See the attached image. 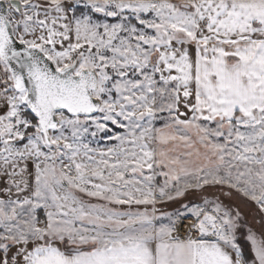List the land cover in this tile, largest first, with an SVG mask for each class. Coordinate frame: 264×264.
Instances as JSON below:
<instances>
[{
  "label": "rangeland",
  "instance_id": "obj_1",
  "mask_svg": "<svg viewBox=\"0 0 264 264\" xmlns=\"http://www.w3.org/2000/svg\"><path fill=\"white\" fill-rule=\"evenodd\" d=\"M20 2L21 14L9 12L15 36L40 43L58 69L77 62L76 72L94 70L101 105L89 117L57 112L48 142L34 132L16 147L34 182L27 200L0 201V264L15 244L50 242L48 232L82 228L89 236L102 232L101 221L174 210L165 214L174 236L212 238L216 224L234 250L247 253L244 264H264V105L241 120L206 117L209 98H182L176 79H162L158 68L161 51L176 50L178 29L192 38L202 23L195 2L72 0L75 45L66 51L43 42L36 0ZM2 71L3 99L14 91ZM25 110L23 103L25 122L12 140L33 126Z\"/></svg>",
  "mask_w": 264,
  "mask_h": 264
},
{
  "label": "crops",
  "instance_id": "obj_2",
  "mask_svg": "<svg viewBox=\"0 0 264 264\" xmlns=\"http://www.w3.org/2000/svg\"><path fill=\"white\" fill-rule=\"evenodd\" d=\"M191 1L194 16L202 23L194 24L192 38L184 35V28L178 29L182 36H177L176 50L161 51V77L176 79L182 98L208 97L209 109L201 111L206 117L232 119L237 114L239 120L247 118L264 105V0ZM36 2V24L42 29L43 42L52 50H71L75 45L72 0ZM24 95L8 92L0 98L1 202L10 197L27 200L32 195L33 174L23 167L16 147L9 145L16 127L22 128L19 123L25 122L19 115ZM4 153L10 155L7 161ZM166 213L150 212L125 222L101 221L102 232L89 236L82 228L48 232L45 237L50 242L45 245L18 243L2 255L8 264H244L242 254L224 239L223 232L216 231V224L210 231L216 233L212 238L174 236Z\"/></svg>",
  "mask_w": 264,
  "mask_h": 264
},
{
  "label": "water",
  "instance_id": "obj_3",
  "mask_svg": "<svg viewBox=\"0 0 264 264\" xmlns=\"http://www.w3.org/2000/svg\"><path fill=\"white\" fill-rule=\"evenodd\" d=\"M10 10L22 13L20 0H0V61L6 67L15 92L24 93V105L37 120L46 142L57 123V112L89 117L100 101L93 96L98 76L92 69L76 72L77 62L58 69L37 45L19 40L8 19Z\"/></svg>",
  "mask_w": 264,
  "mask_h": 264
},
{
  "label": "trees",
  "instance_id": "obj_4",
  "mask_svg": "<svg viewBox=\"0 0 264 264\" xmlns=\"http://www.w3.org/2000/svg\"><path fill=\"white\" fill-rule=\"evenodd\" d=\"M8 19H9V15H8ZM10 20V19H9ZM0 66L2 67V69L4 70V72L8 75V80H6V84H8V87L10 89V91H14L13 86H12V82H11V78L10 75L7 71H5L3 63L0 61ZM98 112V111H97ZM66 113V112H65ZM26 118L30 119L31 122L33 123V126L31 128H26V130L23 133V136L21 137V139L19 140H11L9 145H14L15 147H18L20 145H23L27 142V137L29 135H33L34 132L39 133V130L35 129L37 127V120L27 111V109L24 111V114ZM179 212V210H174L171 212H168L169 217H174L175 215H177V213ZM242 257L245 261H248V255L246 252H242Z\"/></svg>",
  "mask_w": 264,
  "mask_h": 264
},
{
  "label": "built area",
  "instance_id": "obj_5",
  "mask_svg": "<svg viewBox=\"0 0 264 264\" xmlns=\"http://www.w3.org/2000/svg\"><path fill=\"white\" fill-rule=\"evenodd\" d=\"M4 73L2 71V67L0 66V94L2 93V85H3V81H5V77H3Z\"/></svg>",
  "mask_w": 264,
  "mask_h": 264
},
{
  "label": "bare ground",
  "instance_id": "obj_6",
  "mask_svg": "<svg viewBox=\"0 0 264 264\" xmlns=\"http://www.w3.org/2000/svg\"><path fill=\"white\" fill-rule=\"evenodd\" d=\"M180 232L182 233V230Z\"/></svg>",
  "mask_w": 264,
  "mask_h": 264
}]
</instances>
